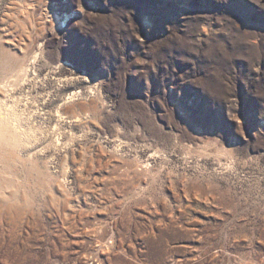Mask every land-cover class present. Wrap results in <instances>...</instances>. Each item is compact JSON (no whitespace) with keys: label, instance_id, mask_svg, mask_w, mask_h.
<instances>
[{"label":"rangeland","instance_id":"obj_1","mask_svg":"<svg viewBox=\"0 0 264 264\" xmlns=\"http://www.w3.org/2000/svg\"><path fill=\"white\" fill-rule=\"evenodd\" d=\"M1 113L0 264H264V0H0Z\"/></svg>","mask_w":264,"mask_h":264},{"label":"bare ground","instance_id":"obj_2","mask_svg":"<svg viewBox=\"0 0 264 264\" xmlns=\"http://www.w3.org/2000/svg\"><path fill=\"white\" fill-rule=\"evenodd\" d=\"M26 73V68L19 67L17 70V77L16 79H22L23 76ZM9 108V107H8ZM4 109V108H3ZM5 112V111H4ZM13 113V112H11ZM13 119L11 118V116L9 115V113L4 114L1 113L0 114V138L3 137L5 133L7 132H12V131H17V126L16 124L13 123ZM17 122V121H16ZM21 139V138H20ZM1 140V139H0ZM5 140V139H4ZM9 144V143H8ZM3 145V144H2ZM1 146V145H0Z\"/></svg>","mask_w":264,"mask_h":264}]
</instances>
